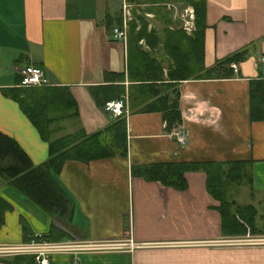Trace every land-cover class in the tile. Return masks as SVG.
I'll return each mask as SVG.
<instances>
[{
    "label": "crops",
    "instance_id": "0c3cea01",
    "mask_svg": "<svg viewBox=\"0 0 264 264\" xmlns=\"http://www.w3.org/2000/svg\"><path fill=\"white\" fill-rule=\"evenodd\" d=\"M124 2L131 1L0 0V130L16 138L34 164L50 157L51 141L72 136L69 148L100 130V143L115 150L87 160L67 157L53 171L71 199L72 211L63 216L0 176V195L11 204L0 243L50 232L55 239L141 243L82 251L80 264H264V118L252 115L253 106L264 108V0H206L202 39L183 42L194 49L187 62L200 73L246 49L233 61V76L166 78L153 87L130 75L129 37H112L115 20L108 24V16ZM188 7L191 30L182 27ZM163 12L169 21L161 19L159 32L197 29L193 4L164 0L159 17ZM155 54L169 77L173 60L163 42ZM30 63L43 67L52 83L21 85L19 69ZM175 90L182 117L169 129L163 112L147 105L158 95L172 101ZM120 97L127 110L114 116L105 103ZM197 161L223 162L232 172L214 188L203 168L186 170L183 184L146 168ZM229 207L232 220L221 211ZM13 256H0V264H13ZM71 260L70 253H57L49 264Z\"/></svg>",
    "mask_w": 264,
    "mask_h": 264
},
{
    "label": "trees",
    "instance_id": "16d2710c",
    "mask_svg": "<svg viewBox=\"0 0 264 264\" xmlns=\"http://www.w3.org/2000/svg\"><path fill=\"white\" fill-rule=\"evenodd\" d=\"M129 1L135 3H158L164 0ZM185 2L193 4L195 9L197 29L192 34H188L183 29L175 30L169 28L168 26L163 29L161 35L155 29L149 31L147 29V22L143 16H140L142 25L139 29H136L137 23L135 21L131 22L129 34V70L133 80L148 81L149 86L153 87L155 86L154 82L158 80H165L166 78L178 80V78H187L194 75L197 77L214 78L231 77L235 74V69L231 66V63L245 57L246 49L239 50L226 56L225 58L219 60L215 65L205 69V71L201 73L194 69L192 63H187L185 58L181 56L183 52L179 49L180 43L189 40L200 41L202 39L201 37L203 35V28L205 25L206 0H185ZM161 17L165 18V22L169 21V17L166 13H161ZM117 19L121 21V17H118ZM113 20L114 18L108 16V24L111 25ZM141 38H145L147 44L150 46V49L143 47V45L139 42ZM159 42H163V48L173 60V63L168 68L169 77H165L163 72V63L155 54V49L159 46ZM171 85L172 83H165V86L167 87ZM19 89L21 91L23 88ZM156 92L158 93V89H156ZM179 95V91L175 90V98L172 101L165 96H161L159 98L158 95V98L147 105L148 109H160L163 112V116L167 120V128L169 129L176 121H180L182 117L179 107ZM257 96V93L253 94V98H256ZM23 106L28 111L27 106L24 104ZM256 107L257 106L252 107L253 117L264 118V108L260 107L259 109V107ZM34 120L37 125H39L37 120ZM122 120L123 119L120 121ZM103 132L104 130H100L92 133L91 135H88L87 138L82 140L83 143L80 142L81 144L69 148L66 146L72 141V136L53 140L50 142V157L42 163L34 164L26 150L21 146L17 139L0 130V176L8 178L9 182L13 186L28 196L45 211L56 213L59 216L70 214L72 211L71 199L54 177L53 171H58L61 162L67 157L82 158L87 160L93 156H107L115 154V150L112 148L113 145H103L100 143L99 137L103 134ZM41 133L44 135V130L42 128ZM119 152L121 154H125L126 150L124 148ZM223 165V162L215 161L162 162L146 165V168L149 169L155 177H158L159 174V176H161L166 182L176 184L184 183L182 181L183 176L181 175H183L186 170L203 168L207 171L209 184L215 188L216 186L218 187V185H221L223 178L227 173V176H229L232 172L224 168ZM135 167L138 166L135 165ZM10 208L11 204L9 201L0 195V223L4 220V211ZM221 211L223 215L226 214L229 219H233L230 207L226 208V210L221 209ZM51 234L53 233L47 232L44 233V236L55 239L51 237ZM11 261L13 264H36L34 258L31 255L26 254L14 255Z\"/></svg>",
    "mask_w": 264,
    "mask_h": 264
},
{
    "label": "built area",
    "instance_id": "2783aa9c",
    "mask_svg": "<svg viewBox=\"0 0 264 264\" xmlns=\"http://www.w3.org/2000/svg\"><path fill=\"white\" fill-rule=\"evenodd\" d=\"M131 3L124 2L122 22L117 23L112 27V37L119 40L128 39V23L131 18ZM193 9L186 8L182 23V27L191 30L194 26ZM262 69L264 71V55L259 57ZM231 65L236 69L237 65L232 62ZM21 75V85H48L52 81L46 70L33 63L27 64L19 69ZM126 101L123 97L109 100L105 103V109L110 111L114 116L122 115L125 109ZM181 142H184L183 133L178 136ZM264 242V237L259 238ZM228 242H235L228 240ZM141 243L134 240L115 241V240H100V241H78L73 239H51L44 236V233L35 234L27 240H21L15 243H0V256H13L18 254L31 255L36 264H49L52 255L57 253H70L72 260L70 264H80L79 253L85 250H104L114 248H134Z\"/></svg>",
    "mask_w": 264,
    "mask_h": 264
},
{
    "label": "rangeland",
    "instance_id": "374dc122",
    "mask_svg": "<svg viewBox=\"0 0 264 264\" xmlns=\"http://www.w3.org/2000/svg\"><path fill=\"white\" fill-rule=\"evenodd\" d=\"M131 3V18L128 23V37L130 34V28H131V22L135 21L137 23L136 29H139V27L142 25V22L140 20V16H143L144 19L147 22V29L150 31L152 29H155L159 32V28H161L163 25L161 24V20L163 17H159V2L158 3H153V2H144L143 4L135 3V2H130ZM121 11L115 13V24L121 23L122 22V17H123V8H122V3H121ZM121 17V21H119L117 18ZM162 25V26H161ZM171 28V27H170ZM187 31L186 29H183ZM160 35L162 32H159ZM141 41V44L143 45L144 48L150 49L148 45H146V40L145 38H141L139 42ZM143 42V43H142ZM181 46H179V49L182 50L183 54L185 55V61L190 60V56L192 55L191 49L187 48L185 43H180ZM184 44V45H183ZM183 45V46H182ZM189 63V62H187ZM191 64V63H190Z\"/></svg>",
    "mask_w": 264,
    "mask_h": 264
}]
</instances>
